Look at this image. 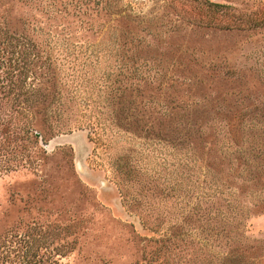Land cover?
Returning <instances> with one entry per match:
<instances>
[{
    "label": "rangeland",
    "instance_id": "obj_1",
    "mask_svg": "<svg viewBox=\"0 0 264 264\" xmlns=\"http://www.w3.org/2000/svg\"><path fill=\"white\" fill-rule=\"evenodd\" d=\"M106 84L147 131L125 137L161 140L162 195L120 194L89 131H58L59 100ZM28 239L63 264H264V0H0V252Z\"/></svg>",
    "mask_w": 264,
    "mask_h": 264
},
{
    "label": "trees",
    "instance_id": "obj_2",
    "mask_svg": "<svg viewBox=\"0 0 264 264\" xmlns=\"http://www.w3.org/2000/svg\"><path fill=\"white\" fill-rule=\"evenodd\" d=\"M112 73H109L108 77H111ZM106 85L105 92L107 94L103 98V102L81 97L73 100H59L60 103L57 105L59 116L56 126L58 131H89L88 138L95 144V150L100 147L104 152L101 154L113 159L111 166L119 176H122L117 180L120 194L123 189L121 186L126 187L123 182L130 181L140 183L141 186L143 183L151 185L162 195L165 189L159 188L167 186L169 180L156 168V166H168L167 163H164L162 148H158L157 142H161V140L155 134L152 136L155 140L158 138L157 142L150 140L148 135L144 137V141L138 144L134 143V137L127 138L129 134L141 136L147 131L143 129V126V128L139 126V120L133 114V109L127 108L121 100L116 102L109 93L111 90L108 91L110 86ZM117 91L121 93L122 88ZM141 121L143 122V119ZM120 136L125 139H120ZM116 142L117 146L115 145ZM118 143H121V146ZM115 146H119L120 151L113 157L110 152L116 148ZM158 158L160 162L157 161ZM65 254L66 252L60 246L50 248L44 246V243L39 239H28L12 250H2L0 252V264H63L62 259Z\"/></svg>",
    "mask_w": 264,
    "mask_h": 264
}]
</instances>
